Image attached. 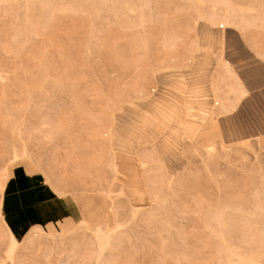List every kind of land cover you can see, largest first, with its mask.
Here are the masks:
<instances>
[{
	"label": "rangeland",
	"instance_id": "1",
	"mask_svg": "<svg viewBox=\"0 0 264 264\" xmlns=\"http://www.w3.org/2000/svg\"><path fill=\"white\" fill-rule=\"evenodd\" d=\"M14 149L63 203L9 254L0 194V264H264V0H0V165Z\"/></svg>",
	"mask_w": 264,
	"mask_h": 264
},
{
	"label": "crops",
	"instance_id": "2",
	"mask_svg": "<svg viewBox=\"0 0 264 264\" xmlns=\"http://www.w3.org/2000/svg\"><path fill=\"white\" fill-rule=\"evenodd\" d=\"M19 179L21 180L15 178L10 185L11 195L6 202V220L15 232L22 235L34 223L55 217L58 207L63 202H59L57 198H50L49 195L43 197L40 190L42 187L37 182L27 178L21 181ZM22 190L24 192H21ZM43 209H48L49 212L42 214ZM60 210L63 214H70L64 204Z\"/></svg>",
	"mask_w": 264,
	"mask_h": 264
},
{
	"label": "bare ground",
	"instance_id": "3",
	"mask_svg": "<svg viewBox=\"0 0 264 264\" xmlns=\"http://www.w3.org/2000/svg\"><path fill=\"white\" fill-rule=\"evenodd\" d=\"M199 1H201V2H204L205 0H199ZM216 7V6H215ZM227 11H228V9H227ZM210 33H209V31H208V29H207V27H206V29H205V31L203 32V37H204V39L206 40V41H204L202 44H200V48L202 49V52H201V54L200 55H198V56H196L197 57V60H196V62H198V64H196L197 65V67H198V69L199 70H202V69H204V67L207 65V63H203V62H205V60H203V59H205V57L206 58H208L209 57V55L212 53V47H213V45H214V43L216 42V38H214V37H212L211 35H209ZM222 59V58H221ZM201 61H203V62H201ZM197 69V70H198ZM184 80V79H183ZM176 81H178V80H176ZM189 83V82H188ZM192 83V82H191ZM175 84V83H174ZM200 84H201V82H200ZM179 85V84H178ZM178 85H176V86H178ZM182 85V84H181ZM192 85V84H191ZM183 86V85H182ZM186 86H187V84H186ZM196 86H198V88H199V85L197 84ZM192 87V86H191ZM202 87H203V85H202ZM174 89H176V87L174 88ZM193 89H194V85H193ZM197 89V88H196ZM179 89H177V91H178ZM184 90V89H183ZM183 90H180V91H183ZM196 91V90H195ZM191 92V91H190ZM193 92V91H192ZM199 92V91H198ZM197 92V93H198ZM177 93V92H176ZM181 94H183V95H185L184 93H182V92H180ZM194 93V92H193ZM197 93H195V94H197ZM202 93V92H201ZM201 93H199V95L201 94ZM213 93V92H212ZM178 94V93H177ZM188 95H190L189 93H187ZM187 94H186V96H187ZM198 95V96H199ZM177 96V95H176ZM197 96V95H196ZM173 97V96H172ZM178 97V96H177ZM177 97H175L176 99H178ZM188 97H190V96H188ZM171 98V97H170ZM183 98V97H182ZM194 98H198V97H194ZM152 99V98H151ZM154 99H156V98H154ZM153 99V100H154ZM172 99V98H171ZM175 99V100H176ZM185 99H186V97H185ZM164 100H166V99H164ZM163 100V101H164ZM168 100V99H167ZM173 100H174V98H173ZM179 100V99H178ZM194 101H196L195 99H193ZM192 100V101H193ZM155 101H157V102H159L157 99L155 100ZM172 101V100H171ZM184 101V100H183ZM165 103H166V101H164ZM174 102V101H173ZM172 102V103H173ZM189 101H187V102H185V103H188ZM175 103V102H174ZM196 103H198V102H196ZM153 104H156V103H153ZM170 104V103H169ZM163 105V104H162ZM171 105H173V104H170V106ZM179 105V104H178ZM178 105H175L174 104V106H178ZM185 105V104H184ZM156 106V105H155ZM186 106V105H185ZM141 107V106H140ZM163 107V106H162ZM181 108H183V106H180ZM154 108V107H153ZM157 108H158V106H157ZM157 108H154V109H157ZM167 108V107H166ZM177 108V107H176ZM176 108H172L173 109V111L174 110H176ZM191 108V107H190ZM190 108H186V109H190ZM158 109H160V108H158ZM168 109V108H167ZM180 109V108H179ZM185 109V108H184ZM206 109V108H205ZM162 110V109H161ZM168 110H170V108L168 109ZM158 111V110H157ZM163 111V110H162ZM163 112H165V111H163ZM171 112V111H170ZM204 112H206V111H204ZM149 113V112H148ZM159 113V112H158ZM181 112H179L178 114H180ZM161 114H162V112H161ZM165 114H167L168 116H171L170 114H168V113H165ZM185 114H186V112H185ZM174 115V117L173 118H175L176 116H175V114H173ZM182 115H184V114H181V118H183V116ZM164 116V115H163ZM184 116H186V115H184ZM165 118H167L166 117V115H165ZM180 118V117H179ZM181 118H180V120H181ZM203 118H206V117H203ZM170 119H172L171 117H170ZM177 119V118H176ZM176 119H175V121H176ZM144 120V119H143ZM168 120V119H167ZM177 120H179V119H177ZM184 120V119H183ZM170 121V120H169ZM204 121V120H203ZM139 122H142V121H139ZM154 122V121H153ZM164 123H165V121H163ZM181 122V124H182V122L183 121H180ZM179 122V123H180ZM200 122V121H199ZM155 123V122H154ZM176 123H178V121L176 122ZM178 123V124H179ZM193 123V122H192ZM201 123H202V121H201ZM208 123V122H207ZM184 124V123H183ZM186 124V123H185ZM184 124V125H185ZM171 126V125H170ZM174 126V125H173ZM178 126V125H177ZM183 126V125H182ZM185 126H187V124L185 125ZM148 127V126H147ZM157 127V126H156ZM155 127V128H156ZM165 127V126H164ZM172 127V126H171ZM170 127V128H171ZM184 127V126H183ZM177 128V127H176ZM179 128H181V127H179ZM187 128H188V126H187ZM150 129V128H149ZM162 129H164V128H162ZM172 129V128H171ZM182 129V128H181ZM198 129V128H197ZM143 130H145V129H143ZM168 130V129H167ZM173 130V129H172ZM175 131V130H174ZM148 132V131H147ZM160 133H161V131H159ZM143 133V132H142ZM173 134H174V132H172ZM177 133V132H176ZM184 133V132H183ZM145 134H147V133H145ZM170 134V133H169ZM150 135V134H149ZM142 136V135H141ZM147 136V135H146ZM150 136H152V135H150ZM158 136V135H157ZM157 136H155V138H157ZM166 136H167V134H166ZM172 136H174V135H172ZM148 137V136H147ZM119 138V137H118ZM155 138L153 137H151V139L150 140H155ZM166 139V138H165ZM170 139L172 140V139H174V138H171L170 137ZM161 140H163V139H161ZM166 140H168V139H166ZM164 141V140H163ZM169 141V140H168ZM173 142L175 141V140H172ZM169 143H171V142H169ZM176 143V142H175ZM173 144V143H172ZM165 145V144H164ZM167 145V144H166ZM121 146V145H120ZM168 146V145H167ZM164 147V146H163ZM170 147V146H169ZM169 147H167L168 149H169ZM176 147V146H175ZM125 148V147H124ZM171 148V147H170ZM24 151V150H23ZM211 151V150H210ZM126 152V151H125ZM13 156L14 155H19V152L16 150V149H14V151H13ZM130 152H128V154H129ZM132 154V153H131ZM15 167V166H14ZM13 168V167H12ZM12 171V170H11ZM13 174H14V172H12ZM20 180V179H19ZM22 180V179H21ZM20 180V181H21ZM146 181V180H145ZM24 182V181H23ZM22 186H24V185H22ZM25 187V186H24ZM8 190V189H7ZM133 190H135V189H133ZM21 192H24L23 190L21 191ZM66 192V191H65ZM15 193V192H14ZM24 194V193H23ZM11 195V194H10ZM3 197H4V194L2 195ZM26 196V195H25ZM5 198V197H4ZM23 198V197H22ZM23 203V202H22ZM28 203V202H27ZM24 205V204H23ZM138 206H140V205H138ZM138 206H135V209H134V211H133V213H134V215H136L137 214V212H138ZM100 211L102 212V217H101V219L97 222V223H95L94 225H95V229H96V234H97V237L99 238V240H100V243L102 244V245H107V244H109L110 242H111V239H112V235H113V233L116 231V230H118L119 228H121L122 226H123V224L121 223V222H119L117 219H116V212L114 211V205H113V203H112V201L110 202V203H108V204H106V208H104V209H100ZM86 220H82V222L84 223ZM103 222H105V223H107V225H108V229L105 231V230H103L102 228H101V224L103 223ZM10 228H11V237L12 236H14V237H16V239H17V243H19V240H18V233L17 232H15L14 230H13V228L10 226ZM32 228H42L41 227V225H39V224H33L30 228H28L26 231H29L30 229H32ZM43 229V228H42ZM113 229H115V231H113ZM10 232V231H9ZM29 232H26V234L25 235H27ZM37 233H39V232H37ZM31 234V233H30ZM30 234H29V236H30ZM25 235H24V237H25ZM22 238V237H21ZM30 238H31V236H30ZM7 251V250H6ZM235 254V253H234ZM254 257H252V258H249L248 259V261H254ZM242 261H244V260H242Z\"/></svg>",
	"mask_w": 264,
	"mask_h": 264
},
{
	"label": "snow or ice",
	"instance_id": "4",
	"mask_svg": "<svg viewBox=\"0 0 264 264\" xmlns=\"http://www.w3.org/2000/svg\"><path fill=\"white\" fill-rule=\"evenodd\" d=\"M16 165L21 168L25 177H32L39 174L41 169H43L44 173L48 171L43 163L38 165L35 157L30 156L27 151H25L23 155H9L5 158V164L0 165V194L6 195L8 187L15 179V175L12 173L11 169ZM44 183L47 184L48 181L45 180ZM113 231H115V229H113ZM6 243L8 245L9 254L20 248V244L17 243V239L14 236L8 237Z\"/></svg>",
	"mask_w": 264,
	"mask_h": 264
}]
</instances>
